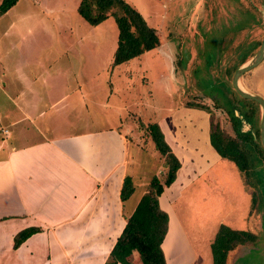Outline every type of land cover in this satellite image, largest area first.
I'll return each instance as SVG.
<instances>
[{
  "label": "rangeland",
  "instance_id": "rangeland-1",
  "mask_svg": "<svg viewBox=\"0 0 264 264\" xmlns=\"http://www.w3.org/2000/svg\"><path fill=\"white\" fill-rule=\"evenodd\" d=\"M80 1L18 0L0 15V74L8 69V78H11L12 68L17 67L19 77L21 71L25 76L37 78L38 66H45L49 69L45 80L51 86L50 91L57 92V100L64 96L57 106L66 105L73 115L72 128L78 126V131L89 134L109 125L125 129L126 140L134 143L133 154L138 159L128 167L127 176L137 172L133 174L136 190L127 199L128 203L139 199L148 188L150 178L161 170L162 156L145 128L157 123L163 135L166 133L170 140L174 139L170 142L182 166L174 181L175 194L169 200L172 199L173 214L194 249L191 264H213L211 246L221 224L254 236L234 244L227 252L226 264L227 261L264 264V162L252 166V176L258 182L255 189L249 187L253 193L248 197L240 188L228 189L225 180L215 184L221 172L225 178L226 172L237 171L231 160H222L220 173L219 164L206 172L204 161L196 162L195 155L186 154L183 143L175 137L187 130H192L189 134L196 131L187 140L196 149L193 135L198 134L200 141L208 138L211 117L219 122L225 134L235 136L224 109H219L222 104L234 113L240 131L254 134L259 117L253 121L244 118L243 102L238 104L244 108L240 112L231 99L238 102L241 97L232 91L228 81L223 83L219 79L223 80L221 66L245 53L248 40L262 39L264 27L259 25L256 29L254 25L256 21L264 23V0H125L155 30L158 45L117 65L113 64L118 33L114 15L90 25L77 12ZM237 44L241 47L235 50ZM263 75L264 66H257L254 71L243 74L240 84L243 86L242 81L248 84L249 78L254 81ZM40 83L42 80L36 79L35 86L38 88ZM4 100L0 93V125L3 126ZM198 104L206 108L195 111L188 107ZM12 111L18 114L15 108ZM251 154L255 159L257 154L252 150ZM199 166L205 173H196ZM221 188L231 192L230 198L219 195ZM243 194L248 198L243 200ZM167 247L171 248L170 241ZM131 260L137 262V256L132 255ZM5 264L22 263L14 260Z\"/></svg>",
  "mask_w": 264,
  "mask_h": 264
},
{
  "label": "crops",
  "instance_id": "crops-1",
  "mask_svg": "<svg viewBox=\"0 0 264 264\" xmlns=\"http://www.w3.org/2000/svg\"><path fill=\"white\" fill-rule=\"evenodd\" d=\"M252 41L254 38L248 40L249 44L254 43ZM263 63L264 58L258 68L264 66ZM47 70L45 66H38L37 78L25 76L21 71L19 77L17 67L12 68L11 78H8V69L0 74L3 86L0 93L7 102L2 118L4 126L0 125V264L14 263V260L22 264H110L106 262L109 252L139 201L135 198L128 203L120 199L128 167L138 160L133 154L135 145L127 142L125 129L117 125L91 134L78 131V126L72 128L73 115L66 105L57 106L64 96L57 100V92L50 91L51 86L45 80ZM36 79L42 80L38 84L42 92L35 86ZM263 80L264 75L254 81L249 78V85L246 81H242V85L247 92L264 100ZM54 82L59 85L57 76ZM12 108L18 114H14ZM190 131L175 136L183 143L186 154L195 155L196 162L204 161L206 172L219 164L220 173L223 159L211 146L209 133L204 141H200L198 134L193 135L198 146L193 149L187 140L196 131L189 134ZM164 138L178 154L171 144L174 139L170 140L166 133ZM198 168L196 173H205L200 166ZM136 173L128 174L134 187L133 174ZM221 174L224 172L219 174L216 185L225 180L228 189L240 188L248 197L251 195L249 185L241 177L239 179L238 171L226 172L224 179ZM185 177L190 178L189 175ZM174 185L175 182L158 198L161 209L169 217L161 247L166 264H191L195 258L194 249L173 214L172 199L169 200L175 194ZM228 189H219L223 199L225 195L230 198ZM244 197L245 194L242 199ZM27 228L33 231L14 247L15 235ZM169 241L171 248L167 250ZM132 255L137 256V253H131V262Z\"/></svg>",
  "mask_w": 264,
  "mask_h": 264
},
{
  "label": "trees",
  "instance_id": "trees-1",
  "mask_svg": "<svg viewBox=\"0 0 264 264\" xmlns=\"http://www.w3.org/2000/svg\"><path fill=\"white\" fill-rule=\"evenodd\" d=\"M17 1L1 0L0 15L5 13ZM77 12L90 25L100 23L108 15H114L118 29L117 47L113 55L114 65L125 64L130 59L158 45L155 30L148 27L140 13L125 0H81L77 7ZM256 23L257 25H254L256 29L260 26L264 27V23L260 24L258 21ZM245 26L248 25L245 23ZM248 27H251V25ZM222 40L223 35L219 38L220 42ZM261 40L254 38V41H252L254 43H246L248 48L245 53L241 56L237 55L234 60L231 59V62L221 66L220 74L223 80L219 79V81L223 83L228 81L233 91L231 84L232 74L257 52ZM240 47L241 45L237 44L234 49L236 50ZM244 57L247 58L244 59ZM231 99L233 103L237 104L240 112L244 108H241V105L238 107V104L241 101L243 102L245 110L241 112V115L244 118H249L253 121L260 117V108L257 102L243 97L238 102L237 100L235 102L233 98ZM188 107L206 108L200 104L188 105ZM220 108L224 109L226 117L228 116L227 118H229L235 136L232 137L225 134L220 128L219 122L214 121L211 117L208 128L210 144L221 159L231 160L244 182L255 189L258 180H255L254 176H252V166L259 164L260 161L264 162V149L260 142L259 128L255 129L254 134L249 131H240L234 113L230 109L225 108L223 104L222 107L219 105ZM145 128L147 129L148 138L151 139L157 152L162 156L161 170L150 178L148 188L140 196L133 212L126 218L123 230L117 237L107 257L106 262L110 264H166L161 244L168 230L169 217L167 212L161 209L158 198L176 180L181 162L166 142L163 132L157 123L148 124ZM256 139L258 140L257 142ZM251 150L257 154L255 159L253 154H251ZM255 160L257 162H254ZM133 191L134 185L131 177L125 176L120 189L121 201L127 200ZM32 231L33 228H27L15 235L14 247L18 246ZM217 235L211 246L213 264H226L227 252L234 244L254 239L251 234L248 235L242 231L233 230L224 224L219 226ZM134 251L137 253L138 260L135 263L129 259Z\"/></svg>",
  "mask_w": 264,
  "mask_h": 264
},
{
  "label": "water",
  "instance_id": "water-1",
  "mask_svg": "<svg viewBox=\"0 0 264 264\" xmlns=\"http://www.w3.org/2000/svg\"><path fill=\"white\" fill-rule=\"evenodd\" d=\"M264 58V33L262 36L261 44L260 47L258 48L257 52L253 55L252 58H250L248 61L243 63L239 68H237L234 73L232 74L231 77V84L236 93L245 99H249L252 101H255L259 104L260 106V120H259V137H260V142L262 144V147L264 149V100L256 94L249 93L243 89H241L239 85V81L241 76L255 68Z\"/></svg>",
  "mask_w": 264,
  "mask_h": 264
},
{
  "label": "bare ground",
  "instance_id": "bare-ground-1",
  "mask_svg": "<svg viewBox=\"0 0 264 264\" xmlns=\"http://www.w3.org/2000/svg\"><path fill=\"white\" fill-rule=\"evenodd\" d=\"M240 85V87H241V89H243V90H245L244 88H243V86H241V84H239ZM168 244H169V242H168ZM168 244H167V246H168ZM167 249H168V247H167ZM170 249V248H169ZM168 249V250H169Z\"/></svg>",
  "mask_w": 264,
  "mask_h": 264
}]
</instances>
